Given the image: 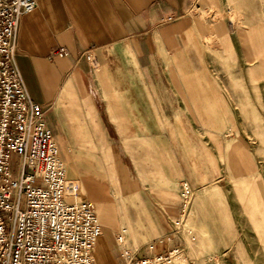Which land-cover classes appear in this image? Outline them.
<instances>
[{"label":"crops","instance_id":"0c3cea01","mask_svg":"<svg viewBox=\"0 0 264 264\" xmlns=\"http://www.w3.org/2000/svg\"><path fill=\"white\" fill-rule=\"evenodd\" d=\"M195 1L36 0V9L19 20L16 63L29 96L43 108L66 175L81 188L82 200L95 213L98 208L102 235L92 249L97 264H124L173 247L180 188L190 183L174 169L168 141L172 121L195 117L185 115L184 104L179 107L174 88L183 85H175L172 77L211 72L200 27L197 49L191 41L189 12ZM245 33L252 39L264 34L259 29ZM213 49L220 52L218 42ZM89 51L97 61L94 67L85 60ZM216 88L220 95L214 102L222 103V86ZM162 103L165 108L158 111ZM158 119L167 120L159 133ZM142 137H161L165 143L158 151L164 158L157 154L150 172L137 171L135 164L131 179L119 153L127 157V151H137L134 140L147 142ZM183 150L195 151L190 144ZM108 186L120 194L116 206L107 205Z\"/></svg>","mask_w":264,"mask_h":264},{"label":"rangeland","instance_id":"374dc122","mask_svg":"<svg viewBox=\"0 0 264 264\" xmlns=\"http://www.w3.org/2000/svg\"><path fill=\"white\" fill-rule=\"evenodd\" d=\"M189 15L196 49L199 27L202 39L206 36L211 72L172 77L175 85H183L174 88L179 107L184 104L185 115L195 118L172 121L174 134L168 141L173 147L169 158L175 170L184 172L190 192L186 215L173 220L172 248L181 254L167 264H264V34L263 39H252L245 33H264V0H196ZM217 83L222 86V103L214 102L220 95ZM158 95L165 101L164 92ZM161 107L164 110L165 104H158V111ZM166 127L167 120L158 119L156 132ZM142 138L147 142L134 140L137 151H127V157L119 153L131 179L135 164L137 171L150 172L157 154L164 158L158 151L165 143L161 137ZM187 144L195 151H184ZM12 171L17 172L16 158ZM151 178L154 182L156 176ZM108 190L107 205H118L120 194L110 186ZM78 191L82 199L81 188Z\"/></svg>","mask_w":264,"mask_h":264},{"label":"built area","instance_id":"2783aa9c","mask_svg":"<svg viewBox=\"0 0 264 264\" xmlns=\"http://www.w3.org/2000/svg\"><path fill=\"white\" fill-rule=\"evenodd\" d=\"M35 9L36 0H0V264H97L92 248L101 224L91 203L74 199L79 188L67 178L43 108L30 98L16 63L19 20ZM85 60L97 65L91 51ZM180 254L171 248L124 264H167Z\"/></svg>","mask_w":264,"mask_h":264},{"label":"bare ground","instance_id":"6f19581e","mask_svg":"<svg viewBox=\"0 0 264 264\" xmlns=\"http://www.w3.org/2000/svg\"><path fill=\"white\" fill-rule=\"evenodd\" d=\"M97 240H98V239H97ZM97 240H96V241H97ZM96 241H95V243H96ZM92 249H93V248H92Z\"/></svg>","mask_w":264,"mask_h":264}]
</instances>
